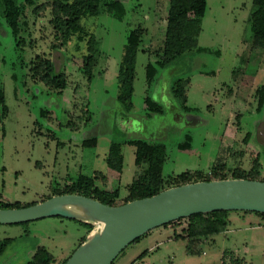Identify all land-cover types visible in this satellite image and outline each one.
<instances>
[{
  "label": "rangeland",
  "instance_id": "374dc122",
  "mask_svg": "<svg viewBox=\"0 0 264 264\" xmlns=\"http://www.w3.org/2000/svg\"><path fill=\"white\" fill-rule=\"evenodd\" d=\"M62 1L71 8L65 25L53 23L50 7L41 9L54 0H19L17 39L0 17L4 201L39 203L82 174L96 178L98 188H118L116 202L123 204L137 172L135 148L128 143L136 139L165 146L163 175L191 171L193 180L203 181L258 171L264 179V108L258 110L257 93L264 86V42L250 31L252 0H194L191 11L204 8L197 44L211 51H186L158 72L150 94L164 113L152 119L144 111L146 65L162 55L169 0H117L125 5L121 20L106 12L89 13L86 0ZM132 30L139 46L132 109L125 112L117 100V75ZM88 55L90 79L84 68ZM39 60L53 63L55 73L65 77L64 88L33 76L31 68ZM177 79L189 80L185 92L193 112L179 108L171 91ZM186 135L191 147L178 149ZM235 213L240 212H231L225 233L203 242L200 255H188L185 241L174 238L179 225L159 226L111 264H264V226L251 229ZM240 214H251L264 225L256 214ZM90 224L89 232L57 216L0 224V239L10 240L0 264H26L38 247L53 255L52 264H62L101 225Z\"/></svg>",
  "mask_w": 264,
  "mask_h": 264
},
{
  "label": "trees",
  "instance_id": "16d2710c",
  "mask_svg": "<svg viewBox=\"0 0 264 264\" xmlns=\"http://www.w3.org/2000/svg\"><path fill=\"white\" fill-rule=\"evenodd\" d=\"M19 0H0V17L4 23L9 27L14 39L18 38L19 31ZM194 0H169L168 12L166 18L165 28V43L162 55L155 62H148L146 65V95L144 97V111L147 119H152L153 115H161L164 113L163 106L152 98L151 91L157 81V74L161 69L170 65L178 57L182 56L186 51L196 49L198 52H209L208 48L199 47L197 44V35L201 28V19L204 8L193 9L191 11ZM252 11L250 14V31L264 42V0H252ZM50 7V13L53 17V23H61L65 25L68 23V16L71 8L67 1L54 0L52 4L44 3L41 9ZM85 9L93 14L99 15L101 12L111 14L116 19L121 20L124 15L125 5L117 0H86ZM139 46V35L136 30H132L125 43L124 54L119 64L117 75L118 95L117 100L121 104L125 112L132 109V97L134 91V74L136 54ZM92 64V56L88 55L84 58V68L87 69V76L90 79L92 73L88 70ZM34 77L40 80L45 79L47 84L52 85L57 89L64 88L66 85L65 77L60 73H55V67L49 60H39L35 66L31 68ZM189 80L181 81L179 79L173 82L171 91L174 97L177 98L179 108L184 113H190L196 110L187 105L186 86ZM259 95L258 110L264 108V86L257 89ZM0 104L4 105V94L0 90ZM191 136L186 135L185 141L177 145L178 149H189ZM129 144L135 148L134 164L136 166V175L127 185V196L123 203L128 201L141 199L157 194L158 192L169 187L178 186L190 182H197L193 180L192 172L185 171L177 175H163V165L166 157L165 146L163 144L151 143L145 140L128 141ZM117 146H113V148ZM110 165L111 161L108 160ZM97 176L104 180L103 174L94 172ZM169 177V180L167 179ZM234 179H249L260 180V173L250 172L247 175L238 173L233 177ZM93 176L79 175L70 185L65 186L61 194H80L86 197L94 198L103 204L109 206H116V199L119 196V189L98 188ZM220 179H225L221 177ZM171 180H173L171 182ZM205 179L203 181H209ZM261 181H264L262 179ZM50 198V197H48ZM47 198V199H48ZM35 204V203H34ZM29 206V205H25ZM24 207L19 204H13L4 201L0 195V209ZM232 211L221 210L204 214H194L188 217L180 218L163 225L168 228L179 225L181 232L175 233L176 240L185 241V251L188 255H200L202 252L203 242L212 239L213 237L225 233L229 226L228 216ZM240 213H253L264 219V213L235 211ZM80 223L89 232L92 229L90 223L82 222L73 219ZM185 222V224L180 225ZM140 238V237H139ZM136 239L133 243L137 242ZM9 239H0V255L7 247ZM55 258L44 247H38L34 255L26 264H52ZM64 264V262L62 263Z\"/></svg>",
  "mask_w": 264,
  "mask_h": 264
},
{
  "label": "water",
  "instance_id": "95a60500",
  "mask_svg": "<svg viewBox=\"0 0 264 264\" xmlns=\"http://www.w3.org/2000/svg\"><path fill=\"white\" fill-rule=\"evenodd\" d=\"M71 204L88 209L103 227L98 234L88 236L64 264H111L136 239L180 218L221 210L264 213V181L190 182L116 206L80 194L54 195L33 205L0 209V224L25 223L54 216L78 220L64 209L65 205Z\"/></svg>",
  "mask_w": 264,
  "mask_h": 264
},
{
  "label": "bare ground",
  "instance_id": "6f19581e",
  "mask_svg": "<svg viewBox=\"0 0 264 264\" xmlns=\"http://www.w3.org/2000/svg\"><path fill=\"white\" fill-rule=\"evenodd\" d=\"M64 209L68 212L71 213L72 216H74V218L81 220L83 222H89V223H100V227L97 230H94L91 232V234L89 235L90 237L94 236L95 234H98L102 227H103V223L99 220H97L96 218H94L91 214L90 211L82 206L79 205H65Z\"/></svg>",
  "mask_w": 264,
  "mask_h": 264
},
{
  "label": "crops",
  "instance_id": "0c3cea01",
  "mask_svg": "<svg viewBox=\"0 0 264 264\" xmlns=\"http://www.w3.org/2000/svg\"><path fill=\"white\" fill-rule=\"evenodd\" d=\"M235 215L237 216V218L243 222H247L248 224H250V228L251 229H259L261 228L263 224V222H261L260 219H255L254 217L251 216V214H240V213H235ZM229 219V225L231 224V214H229L228 216ZM263 228V227H262ZM247 246V245H246Z\"/></svg>",
  "mask_w": 264,
  "mask_h": 264
}]
</instances>
